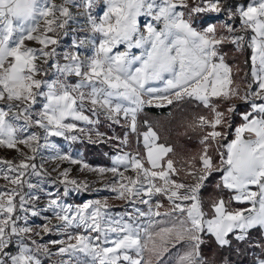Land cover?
I'll list each match as a JSON object with an SVG mask.
<instances>
[{
    "label": "snow or ice",
    "instance_id": "snow-or-ice-1",
    "mask_svg": "<svg viewBox=\"0 0 264 264\" xmlns=\"http://www.w3.org/2000/svg\"><path fill=\"white\" fill-rule=\"evenodd\" d=\"M201 14L222 20L197 25ZM81 16L84 38L58 51ZM226 44L250 50L243 93L225 61ZM185 102L210 117L188 125L202 133L201 147L178 168L172 147L159 143L148 121L141 131L139 116L146 107ZM104 123L123 135L100 131ZM133 135L143 154L124 151ZM57 137L122 147L111 167L93 168L59 151ZM0 148L22 157L19 164L0 160V177L13 186L0 190V264L52 257L57 264H210L202 251L208 239L219 249L254 245L261 249L255 264H264V239H251L254 230L264 237V0H0ZM44 149L101 182L111 173L105 190L113 195L66 203L92 190L70 178L71 168L59 171L62 192L23 179L29 170L50 175L34 162ZM213 179L220 195L206 210L202 189ZM109 199L131 211L112 212ZM52 235L63 238L41 242Z\"/></svg>",
    "mask_w": 264,
    "mask_h": 264
},
{
    "label": "trees",
    "instance_id": "trees-1",
    "mask_svg": "<svg viewBox=\"0 0 264 264\" xmlns=\"http://www.w3.org/2000/svg\"><path fill=\"white\" fill-rule=\"evenodd\" d=\"M234 2L245 4L246 0H234ZM198 21H200L198 19ZM225 54V61L233 67V76L236 80V74L244 77L245 72L250 71V60L246 64L250 56V50L244 52H238L231 44H226L223 49ZM238 68L236 70L235 68ZM238 110H244L247 105L238 103ZM199 115H205L210 117V113L207 109L198 106L195 103H182L180 105H169L162 108L147 107L144 112L139 116L140 130L144 131V121H148L158 133L160 140L159 143L172 147L173 152L169 156L176 162V167L184 165L187 167L186 162L190 160L192 156H195L200 151L199 140L202 133L197 129L193 130L188 125L195 120ZM240 118L235 117L234 123H239ZM135 141V148L139 150L140 145H137L136 136L133 135L131 140ZM113 143V142H112ZM113 144H116L114 141ZM133 153V151H129ZM106 153L104 156L102 154ZM115 153L113 149H109L104 143L99 145H85L82 151L84 159L90 165H108L110 162V155ZM183 174H181L182 176ZM216 179H213L207 186L202 189V198L205 203V209L210 203L212 197L215 198L219 193V190L214 189L213 183ZM251 239L256 243L261 242L262 238L259 232L255 231L251 234ZM177 245V248H180ZM177 249H172V254L176 253ZM203 255L208 258L210 264H255V258L250 255L251 251L261 256V249L253 247L252 245L244 244L240 250L235 249H219L215 243L208 239L202 246ZM167 260V257H166Z\"/></svg>",
    "mask_w": 264,
    "mask_h": 264
},
{
    "label": "rangeland",
    "instance_id": "rangeland-1",
    "mask_svg": "<svg viewBox=\"0 0 264 264\" xmlns=\"http://www.w3.org/2000/svg\"><path fill=\"white\" fill-rule=\"evenodd\" d=\"M248 2H250V0H246L245 4H247ZM188 3L191 5L192 0H188ZM78 18H81L82 20L80 21H82L81 23L84 24V18L82 16ZM199 20L200 21L197 20V25H202L207 23L215 24L221 22L222 17L218 18L215 14H201ZM70 23L72 27L69 28L67 35L61 37V44L59 46L58 51L69 49L73 41L77 40L78 38H84L85 36V31H86L85 25L81 24V26H75L73 21ZM235 69L238 70L237 67ZM236 77H237L236 83L240 85V91L241 93H243L244 91H246L243 78H241V76L240 75L238 76L237 74ZM234 102L237 105L238 103L243 104L240 101H234ZM99 130L102 132H106L107 135L109 136L123 135V130L120 128V126L109 127L107 123L100 125ZM114 141L116 140H112L108 143H104V145H106L109 149H113L115 151V153H113L112 156L110 155L109 164L104 166V165L88 164V162L84 159L82 154L85 145L96 146L99 145V142L89 143L87 139H81L80 141L72 143L60 137L52 138V142L57 145V149L59 151L70 153L74 158L83 159L84 162H86L88 165H90L93 168L111 167V158L117 153L119 148L122 147L118 141H116V144H113ZM135 146L136 145L134 138L133 141L130 138L129 145L124 148V151L126 152L133 151V153H135L137 151ZM19 147L21 148L22 151L31 155V153L28 152V149L24 148L23 145H20ZM54 154H55V150L44 149L39 155H37V158L34 161L37 165L38 170H41L44 173H49L50 175H42L41 177H36L31 175V170H29V174H27L23 179L28 180L29 182L34 184L39 183L40 186L45 189V192L50 191L56 193L57 189H59V191L62 192L63 186L58 184V179L60 178L59 171H62L65 168H71L72 171L70 173V178H75L80 181H87L92 190L86 192H79V193L74 192L71 196L64 198L66 203L77 205L87 202L88 200L101 199L104 197H111L113 195V193L105 190V184L108 183V181L111 179V175H112L111 173H107L106 178L103 180V182H101L98 174L87 170L81 171L79 165H70L67 162H57L49 159V157L53 156ZM102 155L106 156L107 154L104 153ZM21 159L22 157L14 149L0 148V160H10L13 162V164H19ZM41 165H43L42 169L40 168ZM13 175H15V173H13ZM5 186L7 188L13 187L12 185L8 184L7 181H5L2 177H0V190H6ZM23 191L25 193L30 191L27 188V185L24 186ZM157 199H161V198L157 197ZM109 206L112 212H123L125 210L131 211V206L126 205L125 202L119 200L109 199ZM139 207L144 208L146 210V206L144 205H139ZM35 222L39 223L40 221L37 219ZM49 238L57 239L63 237H57L55 235H52L51 237L45 236L44 240L41 242H46ZM52 250L55 251L56 247H53ZM58 259H59L58 257H52L50 260L45 258L44 264H57Z\"/></svg>",
    "mask_w": 264,
    "mask_h": 264
},
{
    "label": "crops",
    "instance_id": "crops-1",
    "mask_svg": "<svg viewBox=\"0 0 264 264\" xmlns=\"http://www.w3.org/2000/svg\"><path fill=\"white\" fill-rule=\"evenodd\" d=\"M32 46H36V45L33 44ZM139 151H140L141 154H143L144 150H143L142 145H140V147H139ZM181 174H183V173H181ZM215 183H216V181L213 183V185H215ZM214 189H216L215 186H214ZM217 190H218V189H217ZM218 193H219L218 195H220V192H218ZM218 195H217V196H218ZM223 195H225V198H227V193H224ZM217 196H215V198H216ZM215 198L212 197V198L210 199V203H211V201L214 200ZM210 203H209V204H210ZM232 207H243V206H242V205H236V204H233ZM253 232H255V230H254ZM260 235H261V234H260ZM261 238L264 239V237H262V236H261ZM252 246L255 247L254 245H252ZM256 254H257V253H256Z\"/></svg>",
    "mask_w": 264,
    "mask_h": 264
},
{
    "label": "bare ground",
    "instance_id": "bare-ground-1",
    "mask_svg": "<svg viewBox=\"0 0 264 264\" xmlns=\"http://www.w3.org/2000/svg\"><path fill=\"white\" fill-rule=\"evenodd\" d=\"M80 20H78V18H77L76 20L73 21L75 26H81V24H83V23H81L82 21H80ZM83 25H85V24H83Z\"/></svg>",
    "mask_w": 264,
    "mask_h": 264
},
{
    "label": "built area",
    "instance_id": "built-area-1",
    "mask_svg": "<svg viewBox=\"0 0 264 264\" xmlns=\"http://www.w3.org/2000/svg\"><path fill=\"white\" fill-rule=\"evenodd\" d=\"M57 2H59V0H57ZM81 18H78V20H80ZM82 20V19H81ZM158 108V107H156ZM250 255H253L255 260L258 258V254H256L254 251H251Z\"/></svg>",
    "mask_w": 264,
    "mask_h": 264
}]
</instances>
